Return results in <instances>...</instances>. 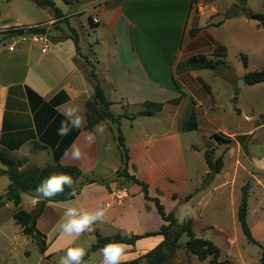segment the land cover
<instances>
[{
  "label": "crops",
  "instance_id": "crops-1",
  "mask_svg": "<svg viewBox=\"0 0 264 264\" xmlns=\"http://www.w3.org/2000/svg\"><path fill=\"white\" fill-rule=\"evenodd\" d=\"M12 2L18 9L15 13L12 9L3 13L0 8V24L3 19L8 21L0 25V31L38 24L47 26L55 22L54 17H50L48 22L37 19L25 22L26 5L9 0V3ZM194 2L195 0H97L94 4L85 3L81 10H91L93 14L89 17L99 20L94 37L88 35L94 39L93 49L92 45L89 46L90 49L81 47V29L84 31V26H73L71 15L61 9L65 17L69 18V29L73 28L78 33L81 55H92L95 58L96 72L107 98L113 102L111 110L115 115L134 114L130 110L137 113L146 101L181 106L182 96L176 86V83L181 82L178 65L198 51L205 50L198 39L209 32L208 25L201 23L202 16L195 13ZM65 4L73 6L71 3ZM84 11L77 13L85 16ZM50 29L51 27H47L48 35H19L0 46V150L7 151L16 158L21 170L29 167L41 169L54 164L56 149L69 142L59 163L75 166L82 171V177L74 186L78 188L86 179L96 180L95 183L84 184L72 200L46 203L45 210L37 221V228L47 237L46 254L53 252V246L58 243H61L60 249H67L77 240L78 237L63 234L59 228L64 212L70 207L89 211L105 207L106 216L97 224L110 226L122 235L159 231L161 222L150 215H159L154 201L145 198L141 186L118 177L122 156L112 126L101 122L106 131L103 135L96 133V142L88 146L85 137L95 128L86 129L88 121L85 104L94 93L88 77L89 70L82 62L74 41L64 37L53 39ZM193 29L200 31L191 37L190 31ZM45 42L49 43L46 50L43 49ZM29 90L36 96L30 97ZM58 95L67 100L54 107L55 114L46 103ZM178 98H181L179 104L169 103ZM76 105L80 106L86 123L79 128L76 136L74 128L66 136L58 135L61 121L65 120L61 112ZM155 116L121 119V128L130 148L129 173L149 185L151 198L160 197L158 193H161V187L158 182L169 177L177 180L178 176L186 178L189 175L186 170L179 169L174 173L171 168L178 161L174 155L167 153L172 149L180 152V136L191 131H180L178 124H170L166 132L148 130L145 125L151 122L144 119L149 120L148 118ZM127 129L134 137L127 136ZM73 143L85 154L80 160L71 157ZM154 150L158 153L157 158L152 154ZM0 170H5V167L2 165ZM132 170H136V174ZM114 173L117 175L115 182L110 185L100 183ZM3 176L7 177L0 175ZM8 186L2 190L0 197L6 196ZM29 198L22 194L21 208L25 205L33 208L39 202L30 201ZM173 198L177 196L173 195ZM141 200L144 202L142 207ZM94 227L101 234L99 225ZM163 240L162 235H155L142 238L135 245L125 244L127 255L124 262L146 254ZM96 253L100 255L95 263L102 264L101 251ZM83 264L92 263L86 260Z\"/></svg>",
  "mask_w": 264,
  "mask_h": 264
},
{
  "label": "rangeland",
  "instance_id": "rangeland-1",
  "mask_svg": "<svg viewBox=\"0 0 264 264\" xmlns=\"http://www.w3.org/2000/svg\"><path fill=\"white\" fill-rule=\"evenodd\" d=\"M15 1L26 5V15L20 13L24 15L25 22L35 19L48 22L53 17L49 8L39 7L32 0ZM54 1L60 9L71 15L73 26H84V31L81 29V47L90 49L92 45L93 49L94 39L88 35L94 37L97 24L91 23V10L81 9L85 3L94 4L97 0H71L72 7L67 6L64 0ZM0 8L3 13L9 9L13 13L18 10L9 0H0ZM193 8L195 13L202 16L201 23L208 25L209 31L198 39L205 50L194 55L203 54L213 60L220 59L226 65L220 71L199 72L188 71L184 65L178 66L181 82L177 84L182 96L181 106L165 103L162 114L159 112L157 116L152 115L155 116L152 119H144L151 122L145 125L148 130L160 132H166L170 124H178L180 131L186 130L193 116L197 122L196 130L181 133L180 152H174L173 149L166 152L167 155H174L178 161L173 163L172 171L177 173L178 169L186 170L189 175L186 178L178 176L177 180L169 177L158 182L161 187L159 198L167 211L175 213L180 223H192L197 238L211 240L218 246L220 259H230L237 264H259L264 251V83L249 86L243 78L247 72L264 69V25L260 26L249 19L241 13V9L264 13V0H195ZM82 11L86 12L85 16L77 13ZM66 20L69 21V18L47 25L51 27L53 39L59 40L72 34L68 26L70 23ZM6 22L3 19L0 25ZM1 34L0 39L3 38ZM242 55L247 56L248 67H245ZM83 57L86 59L81 58L82 62L90 72L95 67V58L92 55ZM130 112L136 113L135 110ZM126 132L128 137H134L128 129ZM214 134L223 135L230 141L219 140ZM207 150H214L215 160L223 156L224 166L219 174H213L207 166L204 157ZM152 154L157 158L156 150ZM135 171L132 170L134 174ZM8 183L7 177H0V194ZM247 184L250 185L247 221L256 243L247 240L238 221L242 189ZM173 195L177 198H173ZM29 200L39 199L30 197ZM142 203L143 200L141 207ZM25 206L22 209L33 211L36 208ZM19 209L9 201L0 206V264H58L68 248L60 249L61 243H58L53 246V252L42 254L15 223L13 214ZM150 215L161 222V226L164 224L159 215ZM97 225L101 235L120 233L110 226L96 223L93 225L96 231L83 233L70 247L90 248L96 242L95 232L98 230L94 226ZM187 240L186 235L180 238V248L167 264H209V259L200 261L186 250ZM98 255L92 254L87 261L96 264Z\"/></svg>",
  "mask_w": 264,
  "mask_h": 264
},
{
  "label": "trees",
  "instance_id": "trees-1",
  "mask_svg": "<svg viewBox=\"0 0 264 264\" xmlns=\"http://www.w3.org/2000/svg\"><path fill=\"white\" fill-rule=\"evenodd\" d=\"M32 1L39 7L49 8L53 12L55 23L62 19H66L64 13L56 5V2L54 0ZM64 2L70 4L71 0H64ZM241 13L245 14L249 19L258 22L260 26L264 25V13H254L249 11L247 8L241 9ZM90 20L92 23H94L92 18H90ZM65 22L68 23V20H66ZM199 31L200 29L191 30L190 36H195V34H197ZM21 32H24L25 35L35 36H45L49 34L47 26L45 27L42 24L23 28H9L0 32V34L2 33L1 35H3V38L0 39V46L6 45L9 41L17 38ZM71 32V35H68L64 38H71L76 45L79 56L83 59H86V57H83V55H81L80 53V40L77 31L72 28ZM242 57L244 59L245 67H248L247 56L242 55ZM181 65H184L186 70L188 71H220V69L226 65V62L220 59H210L203 54H197L190 56L185 60L183 64L180 63L178 66ZM88 77L93 86L94 93L92 98L85 104V112L88 121L86 129H93L97 124L101 122H107L112 126L115 138L117 140V145L122 156V166L117 173L118 177L124 178L142 187L145 198L147 200L154 201L157 211L163 219L164 224L161 226L159 231L149 232L142 235L127 236L119 233L111 236H103L100 233L95 232L96 242L91 245V247L86 251L87 255L84 257L83 262H85L87 258H89L92 254L100 251L104 247V245L109 242L115 241L122 242L127 245H135L136 242L142 238L162 235L164 237V240L154 249L134 260L123 262V264H167L171 259L174 258L177 250L180 248V238L183 235H186L188 237V240L186 242V250L196 255L200 261L209 259V264H237L230 259H220L221 251L218 246H216L211 240L197 238L190 221L180 223L176 218L174 212L166 211L165 206L162 204L159 197L151 198L149 196V185L146 182L129 173L130 149L127 145L126 138L121 128V119H134L139 116H152L156 113L161 112L164 108L165 103L146 101L142 104L141 109L135 114L124 113L122 115H115L111 110L113 102H111L107 98L95 67H92L91 71L88 74ZM243 79L245 84L249 86L264 83V69L260 71L247 72L244 75ZM176 86L179 87L177 83ZM28 92L30 97L36 96V94H34L31 90H29ZM65 100H67L66 97L61 98V95H58L49 103H46V106L50 107L56 114L54 107L58 106V104ZM180 101L181 98H178L169 102L172 104H179ZM196 129L197 122L195 116H193L186 130L193 131ZM74 131V135L76 136L80 130L74 128ZM214 137L222 141H230L229 138L224 137L223 135L214 134ZM69 144L70 143L68 142L67 145L62 146V148L56 149L55 163L41 169L37 167H29L25 170H21L20 162L16 158L12 157L7 151L0 150V163L5 167V170H0V175H6L10 180L8 191L6 193L7 201L13 202L17 208H20L13 214V219L15 223L20 226L21 233L30 238L36 244L42 254H45L47 252L48 243L46 235L37 228V221L43 214L46 203L65 202L72 200L80 192L84 184L96 182V180L94 179H86V181L78 188L74 186V183L82 177V171L75 166H65L59 163L60 156L65 152ZM204 157L207 166L212 169V173L219 174L224 166L223 156H220L215 160L214 150H207L204 153ZM54 173H64L70 175L73 179L71 188L65 186L64 192L60 195L55 196L51 200L42 198L39 199V202L37 203L36 208L33 211L29 212L22 209L20 206L22 204L23 193L21 192L20 188L36 190L37 187L42 183V181H44L47 177ZM249 189V184L245 185L242 189V197L238 208V221L247 240L251 243H256L247 221L249 210ZM3 204H1L0 206H2ZM259 264H264V251Z\"/></svg>",
  "mask_w": 264,
  "mask_h": 264
},
{
  "label": "clouds",
  "instance_id": "clouds-1",
  "mask_svg": "<svg viewBox=\"0 0 264 264\" xmlns=\"http://www.w3.org/2000/svg\"><path fill=\"white\" fill-rule=\"evenodd\" d=\"M82 110L79 105L67 107L61 112L65 120L61 121L58 129V135L66 136L75 128H81L85 123V117L81 114ZM106 131L105 125L99 123L95 126L93 132H89L85 140L88 146L96 142V133L103 135ZM110 148V146H109ZM67 155V152L65 153ZM81 148L73 143L71 145V157L74 160H80L84 157ZM73 179L70 175L59 173L52 174L47 177L36 189L38 199L51 200L57 195L64 192L65 186L71 188ZM106 208L98 207L96 210H83L77 207L67 208L64 212V219L60 223L59 228L63 234L68 236L79 237L85 232L93 231V225L104 220L106 216ZM127 246L122 242H109L100 250L103 256L102 264H123L126 258ZM87 255L83 247H70L62 256L58 264H83L84 257Z\"/></svg>",
  "mask_w": 264,
  "mask_h": 264
},
{
  "label": "water",
  "instance_id": "water-1",
  "mask_svg": "<svg viewBox=\"0 0 264 264\" xmlns=\"http://www.w3.org/2000/svg\"><path fill=\"white\" fill-rule=\"evenodd\" d=\"M23 35H24V32H21L20 33V36H23ZM116 178H117V175L114 173L109 178L100 181V183L102 185H110L111 183H113V182L116 181ZM20 190H21L22 193L26 194L27 196H30V197L35 198V199H38L37 198V195H36V190L35 189H24V188H20ZM6 201H7V197L6 196L1 197V199H0V205L3 204V203H6Z\"/></svg>",
  "mask_w": 264,
  "mask_h": 264
},
{
  "label": "built area",
  "instance_id": "built-area-1",
  "mask_svg": "<svg viewBox=\"0 0 264 264\" xmlns=\"http://www.w3.org/2000/svg\"><path fill=\"white\" fill-rule=\"evenodd\" d=\"M93 22L96 24V23H98L99 22V20H98V18H93ZM48 47H49V43L47 42H45V44H43V49L44 50H46V49H48Z\"/></svg>",
  "mask_w": 264,
  "mask_h": 264
}]
</instances>
